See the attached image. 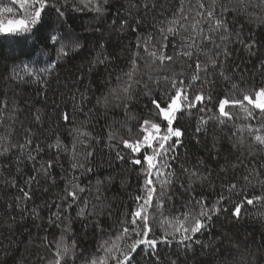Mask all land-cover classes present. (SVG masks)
Listing matches in <instances>:
<instances>
[{
  "label": "trees",
  "instance_id": "16d2710c",
  "mask_svg": "<svg viewBox=\"0 0 264 264\" xmlns=\"http://www.w3.org/2000/svg\"><path fill=\"white\" fill-rule=\"evenodd\" d=\"M3 6L14 7V14H5L6 18L23 16V10L11 0H0ZM177 7L178 0H108L105 11L97 13L83 8L80 0H49L40 31L26 34V39L0 35V100H7L8 105L0 125V135L8 137L0 140V264H46L54 246L51 250L45 248L43 238L59 239L62 229L69 230L65 236L69 245L76 241V264H84L99 243L121 229L120 222L136 207L135 197L142 194L143 176L129 162L130 152L118 140L109 141L108 133L118 131L125 137H135L142 119H156L151 100H166L170 84L163 79L154 84L145 75L148 88L143 83L135 86L126 106L109 96V88L115 86L116 76L129 71L137 37L147 35L154 24L170 18ZM249 11H255L256 17L228 14L233 32L227 45L230 55L227 59L221 57V66L210 70L189 92L210 94L211 103L200 107L212 112L192 108L180 114L174 126L182 130L183 136L170 154L174 157L170 161L174 175L168 193L173 200L166 202L164 214L181 212L192 196L203 197L209 206L223 196L224 210L213 217L205 232L198 234L203 246L196 244L185 251L175 244H160V264H264V202L246 203L253 195H264V184L259 183L264 181V145L254 142L247 131H240L249 122L257 127L259 123L235 118L243 115L236 108L232 109V120L220 123L209 119L218 100L233 94L232 84L245 89L264 85V13L251 7ZM124 21L129 26L122 28ZM137 21L139 29L133 31ZM236 33L244 41L255 40L256 47L249 51L236 40ZM48 34L67 36L63 43L75 41L80 46L69 51L67 57L58 58L60 43L45 41ZM214 51L212 46L204 49L208 55ZM168 53L173 54L171 46ZM105 57L103 64L96 63ZM200 59L205 61V55L201 54ZM189 63L181 58L159 75L182 73L181 78L188 81L195 71ZM23 64H29L33 76L25 75ZM49 64L55 67L42 73L40 70ZM14 67H19L23 79L13 74ZM152 75L157 79L155 72ZM105 97L109 101L106 106ZM63 112L71 113L72 123L61 118ZM201 116L206 123L201 124ZM198 126L200 131H196ZM74 128L90 133L84 145H76L75 159ZM128 128L132 129L130 134ZM57 137L60 147H49ZM29 139L31 144L27 143ZM118 151L125 156L123 161L117 159ZM88 152L92 155L87 156ZM29 153L35 159H30ZM49 161L53 166L45 173L43 167ZM77 162L84 167L73 168ZM245 176L251 183L242 179ZM30 177L37 179L30 181ZM74 177L78 179L72 182L85 191L53 224L52 213L57 211L54 205L63 203L68 180ZM233 183L236 189L229 190L228 185ZM22 190L31 198L18 199ZM235 204L241 205L238 219L232 215ZM82 208L83 216L78 215ZM137 262L153 264L144 255L138 256Z\"/></svg>",
  "mask_w": 264,
  "mask_h": 264
},
{
  "label": "snow or ice",
  "instance_id": "6c2138e0",
  "mask_svg": "<svg viewBox=\"0 0 264 264\" xmlns=\"http://www.w3.org/2000/svg\"><path fill=\"white\" fill-rule=\"evenodd\" d=\"M13 5L18 4L23 10V16L18 19L6 18L5 14H14V7H0V35L23 36L34 34L44 27L45 9L49 7V0H11ZM83 8H88L97 13H103L108 0H80ZM55 7V5H52ZM145 7H148L145 4ZM155 7V5H153ZM256 8L264 13V0H178V7L172 13L170 18L160 20L153 25V30L147 35L137 37L135 51L130 58L129 71L115 77L113 87L109 88V96H114L126 106L128 100L132 98L135 86L144 84L148 88V83L143 80L147 76L148 81L159 84L160 80H166L170 84V89L165 93L166 100L153 98L151 104L154 106L156 119H142L138 123V133L135 137L129 135L125 137L118 131H109V141L118 140V143L130 152L129 162L138 167L143 176L142 194L135 197L136 207L120 222L122 227L113 236L102 241L97 245V250L93 256L84 261V264H138L137 257L144 255L153 264H160L159 245L175 244L182 246L185 251L190 250L193 245L203 242L197 239L198 234L205 232L212 223L213 217L219 215L222 209L221 205L225 202L221 196L214 204L209 206L203 197L197 199L190 197L189 201L183 205V210L177 214L166 216L164 207L167 201H172L173 197L169 195L168 190L172 184L174 173L171 171L170 161L174 157L170 154L175 151L176 145L180 143L183 132L179 127L174 126L186 109L197 108L201 112H212V109L200 107L205 103H211V95H205L203 91L194 95H189L191 88L196 82H202V77L207 73L221 66L220 58L227 59L230 51L227 47L231 42L233 32L230 31L227 16L228 14L246 13L250 17H256L255 11H249V8ZM77 10H82L78 8ZM60 16L64 13L60 8H56ZM140 21H137V27L133 31H138ZM128 22L124 21L123 27H128ZM236 40L244 45L249 51L256 47V41L249 39L244 41L239 33L235 34ZM51 41L53 45L60 43L57 53L58 58H64L69 55V51L75 50L80 45L78 42L69 41L63 43L62 40H68L67 36L61 37L57 34H48L45 41ZM171 46L173 54L168 53ZM212 46L215 51L212 55L204 52L205 48ZM204 54L205 61L200 59ZM181 58L191 61L188 67L195 69L190 80L181 78L182 73L172 72L168 75L159 74L170 65L175 64ZM104 60H97L96 63L103 64ZM25 75L31 77L34 73L30 70L29 64H23ZM54 64H49L47 68L41 69L46 73L54 68ZM13 74L20 76L19 67L12 69ZM157 74V79H153L152 73ZM223 76V73H221ZM226 80L228 77H224ZM233 94L225 95L218 100L216 111L209 119H215L220 123L225 120L234 119L233 108L239 109L242 118L245 121H257L259 127L252 123H247L240 131H247L248 135L259 145H264V85L259 87L242 88L237 84H232ZM100 99L97 100L99 104ZM108 97L104 98L105 106L108 104ZM7 100H0V125L3 124L4 110L7 108ZM15 109H13V114ZM12 117H9L11 119ZM61 118L66 123H72L73 117L69 112H63ZM39 119V117H37ZM201 124L206 123L203 116L200 117ZM76 133L75 143L72 146L73 158L75 159L76 145L85 144L86 137H90L87 131H81L74 128ZM132 132L131 128L127 129ZM196 131H200L198 126ZM8 139L7 136L0 135V140ZM28 144L32 141L29 139ZM60 147L59 137L56 138L54 145L49 147ZM10 147H12L10 145ZM23 149L26 145H15ZM9 149H5L8 151ZM38 150V146H37ZM2 154V153H0ZM92 153L88 152L87 156ZM86 156V159H87ZM117 159L123 161L125 156L118 151ZM30 159H35L31 157ZM53 165L51 161L44 165L43 170L47 171ZM73 168L84 167L79 162L72 165ZM90 170V169H86ZM251 175V174H250ZM258 175V174H257ZM36 177H30V181L36 180ZM72 178L68 180V186L65 188V195L62 204L54 205L57 209L52 213L55 218L51 222L55 224L60 219L61 213L66 208H71L72 204L80 199V193L85 189L79 184H74ZM248 181V176L242 177ZM99 183V181L97 182ZM264 184V181H259ZM181 188L185 185L181 184ZM191 188V185L188 186ZM236 184L228 185L229 190L236 189ZM30 194L22 190V197L18 199H30ZM264 202V195H253L246 199L248 205L260 204ZM241 205H233L232 215L239 218ZM78 215H84L82 208ZM68 229H62L59 239L54 237L53 241H48L47 236L43 238V246L50 250L54 246L52 258L46 261V264H76L77 244L73 240L69 245L65 236ZM172 264H176L173 261Z\"/></svg>",
  "mask_w": 264,
  "mask_h": 264
}]
</instances>
